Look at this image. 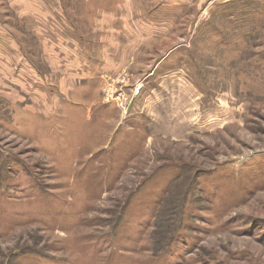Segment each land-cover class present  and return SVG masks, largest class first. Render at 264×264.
<instances>
[{"label": "rangeland", "instance_id": "obj_1", "mask_svg": "<svg viewBox=\"0 0 264 264\" xmlns=\"http://www.w3.org/2000/svg\"><path fill=\"white\" fill-rule=\"evenodd\" d=\"M0 264H264V0H0Z\"/></svg>", "mask_w": 264, "mask_h": 264}, {"label": "crops", "instance_id": "obj_2", "mask_svg": "<svg viewBox=\"0 0 264 264\" xmlns=\"http://www.w3.org/2000/svg\"><path fill=\"white\" fill-rule=\"evenodd\" d=\"M84 69H85L86 72H87V74L85 75V77H88V76H89V78H92V77H91L92 71H90L89 69H87V68H86V65H84Z\"/></svg>", "mask_w": 264, "mask_h": 264}, {"label": "built area", "instance_id": "obj_3", "mask_svg": "<svg viewBox=\"0 0 264 264\" xmlns=\"http://www.w3.org/2000/svg\"><path fill=\"white\" fill-rule=\"evenodd\" d=\"M142 87H143V86H142V85H139V83H138V85H137V87H136V88H137V91H140V89L142 90ZM108 101H109V100H105L104 102H108Z\"/></svg>", "mask_w": 264, "mask_h": 264}]
</instances>
